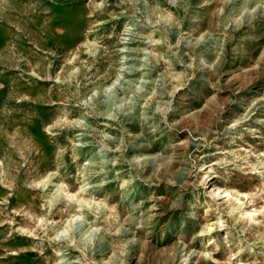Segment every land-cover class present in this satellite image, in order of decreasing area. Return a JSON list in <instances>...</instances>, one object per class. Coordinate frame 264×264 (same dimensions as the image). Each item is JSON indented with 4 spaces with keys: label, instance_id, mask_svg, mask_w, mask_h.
Returning a JSON list of instances; mask_svg holds the SVG:
<instances>
[{
    "label": "rangeland",
    "instance_id": "rangeland-1",
    "mask_svg": "<svg viewBox=\"0 0 264 264\" xmlns=\"http://www.w3.org/2000/svg\"><path fill=\"white\" fill-rule=\"evenodd\" d=\"M0 264H264V0H0Z\"/></svg>",
    "mask_w": 264,
    "mask_h": 264
}]
</instances>
